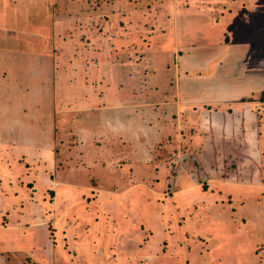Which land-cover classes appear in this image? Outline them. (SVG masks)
Returning a JSON list of instances; mask_svg holds the SVG:
<instances>
[{
    "label": "crops",
    "instance_id": "crops-1",
    "mask_svg": "<svg viewBox=\"0 0 264 264\" xmlns=\"http://www.w3.org/2000/svg\"><path fill=\"white\" fill-rule=\"evenodd\" d=\"M210 1L207 5L212 7L222 4L221 16L216 17L212 8L198 0L186 5L193 8L195 17L197 13L207 16L203 18L208 25L203 38L213 45V51L198 58L195 51L199 43L192 37L193 29L176 31L173 46L179 56L172 65L173 84L135 82L132 50L125 53V61L118 60V54L127 50L124 44L118 45L114 31L105 38L104 46L95 47L92 62L74 63L72 70L82 72L77 79L55 77L57 67L63 68L67 62L62 64L54 57L48 81L35 82L29 77L30 83H25L18 76L9 81L7 77L13 75L5 63L20 64L23 73L33 71L28 57L39 59L37 55L43 53L34 47L0 49V198L12 200L9 206L16 211L19 223L0 218V233L15 230L20 238V243L14 242L18 248L0 247V264H8L11 256L25 257L28 264L117 263L120 257L107 258L106 253L111 250L117 223L113 225L106 216L104 221V217H97L102 208L110 209L104 201L117 194V184L114 180L109 187L99 185L102 176L97 167L120 172L127 179L126 188L135 190L138 206L143 204L138 187L149 189L144 183L159 179L156 170L161 167L166 168L162 174L165 181L174 176L175 184L180 183L173 197L179 199L182 209L183 194L193 191L195 182L207 183L218 192H222L218 184L264 185V178L259 177L258 182L243 178L260 175L263 165L264 57L247 61L244 53L254 48L255 54H264V4L256 0ZM188 17L181 19L182 23L191 22ZM82 52L89 57L90 52ZM147 61L142 62L143 74L149 68ZM123 70L129 73L125 83L120 79ZM203 71H212L207 74L212 77H205ZM243 79L254 84L247 91L240 90ZM139 86L154 90L136 93ZM87 101H95L103 114L87 116L75 107ZM100 118L107 127H98ZM187 165L197 167V172L189 171ZM81 169L87 171L86 185H75L64 176L67 170L81 173ZM37 181L43 185L37 186ZM222 196L232 198L230 193ZM60 200L65 204L63 210ZM0 211L4 216L3 208ZM87 214L94 223L86 222L82 229ZM158 214L164 230L167 221L161 212ZM181 233L180 229L177 235ZM71 250H76L75 259Z\"/></svg>",
    "mask_w": 264,
    "mask_h": 264
},
{
    "label": "rangeland",
    "instance_id": "rangeland-1",
    "mask_svg": "<svg viewBox=\"0 0 264 264\" xmlns=\"http://www.w3.org/2000/svg\"><path fill=\"white\" fill-rule=\"evenodd\" d=\"M190 1L195 0H0V49L24 50L34 47L43 53L37 55L39 59L28 57L30 60L27 63L33 64V71L27 70L23 73L20 64L5 63L4 66L8 67L11 70L10 74L13 75L10 78L8 76L7 80L16 81L18 76L25 83H30L26 79L29 77L35 82L37 79L48 81L51 77L52 64L55 65L54 57L62 64L67 62L65 67H57L55 77L62 78L73 74L74 79H77L78 74L82 76V72L72 70L74 63L92 62L95 57L93 55L95 47L98 44L104 46L105 38L114 31L118 34L116 38L118 45L124 44L123 49L127 50L118 54V60L125 61L127 55L131 54L129 51L132 50L133 60H130L134 64L132 72L135 82L146 80V84L156 81L173 84L175 76L171 74V72L174 73L172 65L179 56L173 46L176 41L174 36L176 31L181 27L183 31H186V28L193 29L192 37L199 43L195 51V56L198 53V58H204V55L213 51V45H208L209 42L204 41L203 38L208 26L206 19H203L205 16L197 13L195 17L196 14L191 13L193 8L186 5V2L190 3ZM256 1L264 4V0ZM198 2L202 6L212 8L216 17L222 15L220 11L224 7L221 3V8H217L212 7L213 4L207 5L212 2L210 0H198ZM224 2L229 3V0ZM78 15L84 19L74 21V17ZM230 15L233 16V13ZM64 16L68 17V21L64 20L66 19ZM90 16L91 18L95 16L96 19H93L94 21L90 19L91 22H89L87 17ZM188 16L191 17V22L182 23L181 19H187ZM57 18L62 21L55 23L58 21ZM234 21H236L235 18ZM114 23L116 26H113ZM219 33L221 34L219 31L216 32V34ZM232 35L229 32V38ZM228 36L225 37L228 38ZM255 47H258L257 43ZM82 49L87 54L90 52L89 57L82 52ZM126 52L129 53L125 55ZM244 56L247 61H252L264 57V54L263 56L255 54L254 48H250L249 53L247 51ZM106 57L109 58L110 55ZM225 57L228 58L227 55ZM143 61L149 62L148 71L144 74ZM242 68L240 67V70ZM213 72L216 70L213 69ZM211 73L212 71L204 72L205 77H212V75H207ZM104 74H110V72L105 71ZM127 75L129 73L125 71L120 74V77L123 76L120 78L124 79L123 83L126 82ZM31 85L33 87V83ZM253 85L243 79L240 83V90L247 91ZM39 87L37 86L36 89L39 90ZM141 90L151 93L154 89L150 90L149 87L144 86L135 87L136 93H140ZM261 92L264 97V90ZM256 94L258 96L260 92ZM34 100L35 93L33 92ZM71 105H77L75 107H79L87 116L103 114L100 108L97 109L95 101L80 102L75 105L71 103ZM58 120L60 121V117ZM100 120L102 124L98 127H107L105 119L100 118ZM105 138L108 137L104 136ZM261 145L262 152H264V134ZM262 164L260 175L255 174L253 177L246 175L243 178L256 182L259 177L264 178V153ZM187 167L189 171L197 172V167H189V165ZM95 170L102 176L99 185L108 186L114 180L117 184V194L104 201L110 209L102 208L97 213L99 219L102 220L104 217V221L106 216V220L112 222L113 225L114 221L117 223L113 229L114 243L111 240V250L106 249L108 250L107 258L118 259L120 257L116 264H264V185H252L254 187L248 185L247 187L243 184L238 186L218 184L217 186L222 189L220 190L222 192H218L211 189L207 183L195 182L193 191L183 194L185 204L182 209L179 199L173 197V190L181 185L180 183L175 184L174 176L165 181L162 174L166 172V168L161 167L156 170L157 175H161L159 179L154 177V181L144 183L149 189L138 187L140 191L137 194L139 198H142L143 203L138 206L135 190L126 188L127 179L120 172H109V169H105L104 172L103 168L98 167ZM182 170L187 172L184 167ZM86 173L87 171L82 169L81 173L80 170L75 173L67 170L64 176L73 179L75 185L82 186L88 183ZM36 185L42 186L43 184L37 181ZM223 193L232 194V198L220 197ZM60 199L63 200V197ZM62 200H60V210H63L65 205ZM11 201L0 198V209L3 208L2 214H5L2 216L0 211V218L7 223L19 224L15 220L16 211H12L9 206ZM160 212L167 221L164 230H161L164 223L158 221ZM85 216H87V218L84 217L86 220L82 224L79 223L82 229L87 227L86 222L94 223L92 215ZM29 217L33 218V214ZM177 228L178 231L181 229L180 236L177 235ZM25 231L30 233L28 230ZM103 241L105 243V240ZM0 242V247L4 250L18 248L14 246V242L20 243V238L15 230H6L5 235L0 233ZM71 251L75 259L76 250ZM126 259L127 261L124 262ZM27 262L29 259L25 257L15 259L11 256L8 264H28Z\"/></svg>",
    "mask_w": 264,
    "mask_h": 264
},
{
    "label": "trees",
    "instance_id": "trees-1",
    "mask_svg": "<svg viewBox=\"0 0 264 264\" xmlns=\"http://www.w3.org/2000/svg\"><path fill=\"white\" fill-rule=\"evenodd\" d=\"M79 16H80V15L75 16L74 21L82 20L81 17H79ZM87 18H88L89 22H91L90 19L93 20V18H91V16H90V17H87ZM69 76H70V75H69ZM71 77L74 78L73 74H71Z\"/></svg>",
    "mask_w": 264,
    "mask_h": 264
}]
</instances>
